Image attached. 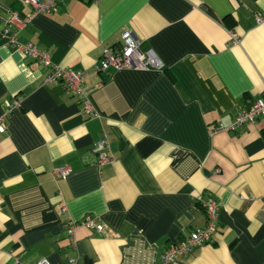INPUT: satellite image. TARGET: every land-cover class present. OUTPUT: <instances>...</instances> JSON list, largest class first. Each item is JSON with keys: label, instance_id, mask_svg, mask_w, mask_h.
I'll use <instances>...</instances> for the list:
<instances>
[{"label": "crops", "instance_id": "0c3cea01", "mask_svg": "<svg viewBox=\"0 0 264 264\" xmlns=\"http://www.w3.org/2000/svg\"><path fill=\"white\" fill-rule=\"evenodd\" d=\"M13 12L30 8L0 0V264H159L205 224L210 198L217 232L177 264H264V120L214 132L264 92V0H64L35 16L18 38L86 73L94 118L6 43ZM125 28L162 70L94 74ZM104 136L114 161L97 167ZM57 168L70 173L55 178ZM86 215L104 233L79 228L71 242L66 222Z\"/></svg>", "mask_w": 264, "mask_h": 264}, {"label": "built area", "instance_id": "2783aa9c", "mask_svg": "<svg viewBox=\"0 0 264 264\" xmlns=\"http://www.w3.org/2000/svg\"><path fill=\"white\" fill-rule=\"evenodd\" d=\"M30 8L28 15L23 17L13 12L10 15L6 26L2 30V37L6 43L15 51L31 58L39 65L47 66L50 71L44 78V83L61 84L73 96L77 97L82 105V112L88 117H98L99 114L89 100L83 84L87 78L84 71H74L54 65L51 62L50 54L40 49L33 43L23 42L18 38V32L25 28L31 20L40 14H49L57 10L64 0H20ZM256 21L261 23L264 18L257 16ZM229 44L239 45L240 39L234 32H229ZM163 63L153 50L143 51L140 48V40L130 29H123L120 34V44L114 49H103L102 57L94 66V74H111L112 72L130 69V70H162ZM20 105L18 100H13L9 108L16 109ZM264 120V92L254 98L245 107L239 110L228 126H218L214 132L225 131L235 133L240 128L257 120ZM6 116L0 117V132L5 131ZM93 152L96 155L95 165L102 167L112 164L113 156L109 151V144L106 136L98 140L94 145ZM70 173L68 168H57L52 171L55 178H65ZM205 213V224L202 227L192 230L188 236L180 241L169 244L161 253L159 264H177L180 257L194 252L208 244L217 232L219 223L218 204L209 199L203 204ZM66 236L71 242H74L75 233L79 228L95 229L102 235L105 227L96 223L92 216L86 215L80 220H69L66 222ZM73 244V243H72ZM14 264H22L18 259H14ZM36 264H49L48 260L42 259ZM69 264H75V259L71 258Z\"/></svg>", "mask_w": 264, "mask_h": 264}, {"label": "trees", "instance_id": "16d2710c", "mask_svg": "<svg viewBox=\"0 0 264 264\" xmlns=\"http://www.w3.org/2000/svg\"><path fill=\"white\" fill-rule=\"evenodd\" d=\"M91 1V0H90Z\"/></svg>", "mask_w": 264, "mask_h": 264}]
</instances>
